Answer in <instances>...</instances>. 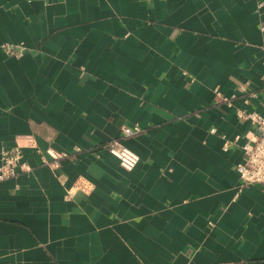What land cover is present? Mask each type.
Masks as SVG:
<instances>
[{"label":"crops","instance_id":"crops-1","mask_svg":"<svg viewBox=\"0 0 264 264\" xmlns=\"http://www.w3.org/2000/svg\"><path fill=\"white\" fill-rule=\"evenodd\" d=\"M262 27L264 0H0V151L31 168L0 181V264H264V187L236 171Z\"/></svg>","mask_w":264,"mask_h":264},{"label":"built area","instance_id":"built-area-1","mask_svg":"<svg viewBox=\"0 0 264 264\" xmlns=\"http://www.w3.org/2000/svg\"><path fill=\"white\" fill-rule=\"evenodd\" d=\"M262 29L264 30V27H262ZM4 49L7 54L14 56H21L25 51L24 47L21 46L15 49L4 46ZM248 86V82L240 86V90L247 94L245 101L247 102L248 99L256 98L264 102V80L262 82V91L249 90ZM232 97H234V95H232ZM223 100H228V98L223 97ZM237 114L241 119L249 121L257 130V136L241 146L243 152L242 159L236 164V171L241 181L240 187L249 184H259L264 187V117L256 111H239ZM211 132H213V130H211ZM122 133L124 136H130L136 133V129L123 127ZM224 148L226 149V146ZM105 149L117 159L119 166L125 171L132 170L139 161V156L119 140L107 143ZM44 152L53 158L51 164L57 166L58 159L61 155L50 148L46 149ZM30 169L29 164L23 159L22 147L19 145L11 149H2L0 151V181L15 177L19 173L29 171ZM94 189V182L79 175L72 182L69 192H80L88 196Z\"/></svg>","mask_w":264,"mask_h":264}]
</instances>
